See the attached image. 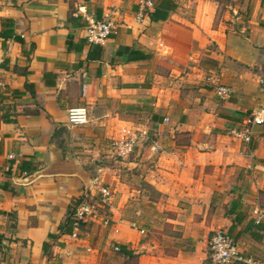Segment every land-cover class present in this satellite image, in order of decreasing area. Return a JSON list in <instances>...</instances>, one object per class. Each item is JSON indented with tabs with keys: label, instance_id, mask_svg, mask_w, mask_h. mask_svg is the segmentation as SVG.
<instances>
[{
	"label": "crops",
	"instance_id": "obj_1",
	"mask_svg": "<svg viewBox=\"0 0 264 264\" xmlns=\"http://www.w3.org/2000/svg\"><path fill=\"white\" fill-rule=\"evenodd\" d=\"M139 1L0 0V264H205L218 228L264 259V122L233 133L264 101V0L225 4L238 31L216 0ZM105 16L115 29L90 40ZM101 184L111 221L72 237V199Z\"/></svg>",
	"mask_w": 264,
	"mask_h": 264
},
{
	"label": "built area",
	"instance_id": "obj_2",
	"mask_svg": "<svg viewBox=\"0 0 264 264\" xmlns=\"http://www.w3.org/2000/svg\"><path fill=\"white\" fill-rule=\"evenodd\" d=\"M154 5V0H140L141 11L148 10ZM115 24L113 20L105 16L101 19H88L87 31L90 40L100 41L113 32ZM261 87L264 90V80H261ZM1 85V84H0ZM215 93L220 98H227L230 89L219 83L215 84ZM87 113L84 107H72L68 109L67 121L71 124H82L86 121ZM264 122V101L257 109L252 110L246 118L241 129L233 133L243 142L251 140V129L253 125ZM135 133L125 134L119 138L109 141L110 154L115 158H127L133 151L138 141ZM111 190L105 185H99L95 191L89 190L81 197L82 199L74 207L72 213V231L70 235L76 238L80 234L81 223L101 222L107 224V217H102L97 206V199L108 200L111 197ZM264 217V209L256 207L252 211L254 223H259ZM117 249V247H115ZM208 258L205 264H264V259L247 254L239 246V242L227 231L218 228L213 229L207 240Z\"/></svg>",
	"mask_w": 264,
	"mask_h": 264
},
{
	"label": "rangeland",
	"instance_id": "obj_3",
	"mask_svg": "<svg viewBox=\"0 0 264 264\" xmlns=\"http://www.w3.org/2000/svg\"><path fill=\"white\" fill-rule=\"evenodd\" d=\"M231 2V1H234L236 4L240 3L242 4L244 0H219V12L217 14V18L218 19H227L228 21H230V24H232L233 26H242V22H243V13L244 11H241V10H237L235 12L232 11L231 15L229 18L225 17L226 16V13L223 11L224 9H227V7H225V4H227V2ZM231 12V11H230ZM96 165V163H94ZM93 164V165H94ZM94 165V166H95ZM88 191V190H87ZM97 208L101 214V216L103 217H107L108 221H107V224L111 221V211L109 209V204H108V200H100V199H97ZM106 224V226H107ZM89 227L90 226H98V227H101V225H103L101 222L97 221V222H92V224H88ZM86 225V226H88Z\"/></svg>",
	"mask_w": 264,
	"mask_h": 264
},
{
	"label": "trees",
	"instance_id": "obj_4",
	"mask_svg": "<svg viewBox=\"0 0 264 264\" xmlns=\"http://www.w3.org/2000/svg\"><path fill=\"white\" fill-rule=\"evenodd\" d=\"M218 3H219V0H216ZM154 6H155V8H159L160 6L161 7H166V6H168V7H173V5L172 4H170L169 2H168V0H159L158 2H156V0L154 1ZM244 14L245 13H243L242 15H243V19L245 20L246 19V16L244 17ZM3 23H7V24H12V22L10 21V20H8V19H2L1 20ZM233 26V25H232ZM234 27V29L235 30H239V26H233ZM0 35L1 36H6V33L5 32H0ZM5 91H6V88H4L3 90H0V102H1V100L5 97ZM82 199V197L80 196V197H78V198H74V199H72V201H71V205L69 206V208H68V210H67V215H66V220H65V223H64V227H65V229H63L64 231H68V230H72V222H73V219H72V213H73V211H74V207H75V205H77L78 204V202L80 201ZM89 223H81V225H80V229H82L84 226H86V225H88ZM260 223H258V224H254L255 226H258ZM255 237H256V235H255Z\"/></svg>",
	"mask_w": 264,
	"mask_h": 264
},
{
	"label": "water",
	"instance_id": "obj_5",
	"mask_svg": "<svg viewBox=\"0 0 264 264\" xmlns=\"http://www.w3.org/2000/svg\"><path fill=\"white\" fill-rule=\"evenodd\" d=\"M47 170H48V168H45V169L42 170V171H47ZM42 171H36V172L33 173V175H35V174H37V173H40V172H42Z\"/></svg>",
	"mask_w": 264,
	"mask_h": 264
}]
</instances>
